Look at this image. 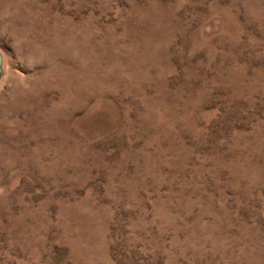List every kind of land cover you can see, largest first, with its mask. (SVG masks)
Wrapping results in <instances>:
<instances>
[{
  "label": "rangeland",
  "instance_id": "374dc122",
  "mask_svg": "<svg viewBox=\"0 0 264 264\" xmlns=\"http://www.w3.org/2000/svg\"><path fill=\"white\" fill-rule=\"evenodd\" d=\"M0 53V264H264V0H0Z\"/></svg>",
  "mask_w": 264,
  "mask_h": 264
},
{
  "label": "water",
  "instance_id": "95a60500",
  "mask_svg": "<svg viewBox=\"0 0 264 264\" xmlns=\"http://www.w3.org/2000/svg\"><path fill=\"white\" fill-rule=\"evenodd\" d=\"M1 70H2V55L0 53V73H1Z\"/></svg>",
  "mask_w": 264,
  "mask_h": 264
},
{
  "label": "bare ground",
  "instance_id": "6f19581e",
  "mask_svg": "<svg viewBox=\"0 0 264 264\" xmlns=\"http://www.w3.org/2000/svg\"><path fill=\"white\" fill-rule=\"evenodd\" d=\"M262 157V156H261ZM256 162V161H255ZM263 167V166H262Z\"/></svg>",
  "mask_w": 264,
  "mask_h": 264
}]
</instances>
